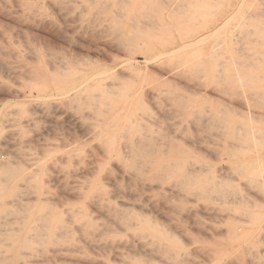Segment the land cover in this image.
<instances>
[{
  "label": "rangeland",
  "instance_id": "rangeland-1",
  "mask_svg": "<svg viewBox=\"0 0 264 264\" xmlns=\"http://www.w3.org/2000/svg\"><path fill=\"white\" fill-rule=\"evenodd\" d=\"M2 48L0 166L11 172L0 181V264H120L121 255H143L128 231L115 232L118 218L81 198L84 168L100 152V141L85 135L91 71L104 72L105 88L115 85L97 98L102 108L126 105L135 91L129 111L105 120L146 125L154 148L145 150L158 154L150 159L181 156L186 183L143 181L147 198L137 193L144 205L133 208L163 221L157 208L176 199L184 259L227 247V219L264 217V0H0ZM136 131L119 136L124 160L123 141ZM133 157L132 167L112 159L109 168L149 167ZM119 185L106 187L108 195L127 190ZM244 245L232 253L228 246L221 263L264 264V235Z\"/></svg>",
  "mask_w": 264,
  "mask_h": 264
},
{
  "label": "bare ground",
  "instance_id": "bare-ground-1",
  "mask_svg": "<svg viewBox=\"0 0 264 264\" xmlns=\"http://www.w3.org/2000/svg\"><path fill=\"white\" fill-rule=\"evenodd\" d=\"M3 40H1V41H3ZM0 51H1L0 53H5L4 51H7V50L6 49L3 50V48H2ZM5 55H7V53ZM36 55H38V54L36 53ZM129 64H132V63L129 62ZM91 72H92V74H90V76L88 77L89 79L86 80V82H85L86 87H84V88H88V86L91 87L94 84V89L89 90L87 95L85 96V98H87L89 101L86 108L88 109V114L93 119V122L89 124L85 135L88 139L91 138L94 140L96 138L100 141V147H99L100 149H98V150H100V152H97L94 155H91V159L89 160V162L86 164V166L84 168V175H85V176H83L84 181L82 180L83 181V183H81L82 187L80 185V189L82 190V194H81L82 197L81 198H83L84 200L88 199V201L95 203V206H96V203L99 204L100 209H102V211H101L102 213H103V211L104 212L106 211L105 213H107V214L110 213L113 216H115L116 218H118L116 220L117 224L115 223L116 224L115 228L117 230V231H115L116 233L118 232V230L120 232L122 230H124L125 232L128 231V233H130V236L133 239L136 238L138 240V242H136L134 244H136L135 247L137 248L138 252L139 251H141V253L143 252V255H138V256H136V255L130 256L129 254H127L126 256L121 255L120 264H225V263H221V261H224V260H222V257H226L227 255H225V254H228L229 250L232 249L233 251H230L232 253L240 245H242V244L244 245L245 243L247 244L248 242H251L252 240H254V238H256L259 235H264V225H263L264 217H262V216H254V217L248 216L245 220H237V221H235V220H229L228 221V219H227V223H230L232 225L229 227V229H226V232H228L230 230L229 232L231 234L227 235V233L225 232L226 233L225 236H227V238L229 237V239H230L229 241L231 243L230 244L229 241L226 242L227 247L230 246L229 250L225 246L224 247L227 249V251H225L226 250L225 248H219L218 246H217L218 248L212 247V248H207V249H204V247H203V249L198 248V250L197 249L192 250V253L194 254V256L191 260L184 259V256L186 255L187 252H186V250H184L185 244L183 242L184 239L182 241V237H183V234L187 232V230H186V232L184 231L185 228H183V226L181 225V221L177 217V215H178L177 211L179 212V210H180L179 204L175 203V202H177V200L176 199H175V201L164 200V204H165V202H168V208H165V207L163 208V210L166 209V210H164V212L162 211V209L157 208L158 214H161V215L163 214L162 216L160 215V217L164 219L163 221H159L158 219H156V217L153 218L150 215L143 214V212H141L142 207H140V208L138 207L140 210H137V211H136V209L133 208L134 203H139L140 205H144V203L142 202L143 199L142 198H141L142 200L140 198H139L140 200L136 199L135 196L137 197V195H139L141 197L144 196L145 198H147L146 193L144 194V192L146 191V188H144L143 185H145V183H147L146 181H148V180L153 182V181H158V179H159V181H161V179H162L161 182H164V180L168 181L170 179L173 183L175 182L177 188L180 184L184 183V182H182L183 175H182V169H181L182 168V161L180 158L181 156L179 154V156H177L175 158L163 159L162 156L159 155V156H156L154 159L152 157L150 159L149 156L151 153L147 154V151L145 150V148H146V146L149 149L152 148L153 143L151 146H149L147 144V141L149 138H145V136L148 137L147 136L148 134L145 135L146 131L148 132V129H144V128H146V125L144 128L143 127L141 128V126L138 125V127L141 130L139 128H137L138 129L137 130L138 132H137L136 129L132 130V128H134V127H132V128L130 126L129 127H126V126L120 127L118 123L117 124L115 123L114 119L113 120L110 119V121L105 120V115H108L109 113L116 112L115 110H117V109L120 111L123 110V112H124V110H125V112L129 111V110H126L125 106L126 105H127V107L131 106V105H128L127 103L129 101H131V97H132V95H135L134 94L135 91L132 92L133 93L132 95L125 94V96H126L125 98L130 99L129 101H126L127 99L125 100V102H127L126 105L123 104L121 107L109 106V107L102 108L101 106L97 105L96 101H98L99 97H102L103 95L106 96V95L110 94V90L113 89V87H115V85L112 83V85L110 87L105 88L102 84V81L99 79V77L104 72H101L98 70L95 71L94 73H93V71H91ZM110 78L112 79L113 76L111 75ZM91 83H93V84L91 85ZM46 84L47 83H45V85ZM47 85L46 86H44V85L39 86L38 85L40 88L39 90L41 92L47 91L45 89L46 87H48V89H49V86H47ZM70 85L72 86V84L69 82V84L66 87H68ZM61 87L64 88L63 85ZM56 89L57 88H55L54 91ZM133 90H134V88H133ZM77 91H78V89H77ZM80 92L81 91H79V93ZM96 93H98V95H96ZM63 94H64V92H63ZM75 97H78V96H75ZM85 101H86V99H85ZM127 109H129V108H127ZM127 113H129V112H127ZM123 116L124 117L126 116L125 113ZM132 116L134 117V115H132ZM129 118H130V115H129ZM134 118H132V120L128 121L127 123L132 125ZM116 119H117V117H116ZM118 120L120 122V119H118ZM102 121H103V123H101ZM137 123H138V121H137ZM137 123H136V125H137ZM140 125H143V124L140 123ZM134 126H135V124H134ZM167 128H169V127H167ZM142 129L145 131V133L141 132V131H143ZM139 130H140L141 134H140ZM131 131H136L137 133H134V137L139 136L140 138L138 137L139 139L135 140L134 137H132L133 132H131ZM125 132H127V135L129 132H130L129 135L132 133V136L131 137L128 136L127 138H125L126 140L123 141V142L127 143V146L125 148L127 150H129V152H130L129 155H125L126 159L124 160L123 156L117 152L118 151L117 145L119 143V136H121V134L124 135ZM94 136H95V138H94ZM128 138H130V139H128ZM142 138L144 139V141H145V139H147L145 144H144L145 147H144V145H142V143H143V141L141 140ZM153 142H154V140H153ZM148 148H146V149H148ZM155 148H156V151L158 152L157 147H155ZM142 150H145L146 153L144 152V154H141ZM150 150L152 151V149H150ZM141 155H143L142 157H144V161L147 160L146 164H145V162L142 163L143 165H148L149 164L148 161L150 162V164L148 165L149 167L146 168V170H145V168L143 170H141L142 172L146 171V172H144V174L142 172H140V169H142L144 166L142 168L139 167L138 170L136 169L137 172L135 171L134 174L129 173V172H128L129 174L128 173L126 174V171L122 170L123 168L120 169V167H116L114 170L109 168L112 159H117L119 162L121 161L120 164L122 163V166L132 167L133 165H131L132 163H131V161H129L130 160L129 157L134 156L133 157V160H134V158H136V156H138V159H139V156L141 157ZM145 155H148V157ZM151 155L155 156L158 154L155 153V155L154 154H151ZM148 159H150V160H148ZM134 161H137V159H135ZM117 165L118 164H115V166H117ZM134 166H135V164H134ZM10 172H11V169H9V167L6 166V164H5V166H0V181L2 180V177L5 173H10ZM168 177H171V178L168 179ZM150 179H152V180H150ZM143 181H145V183H142ZM119 182L125 186V188L123 186H121V187H123V190L124 189H127V190H124L123 192L122 191H119V192H112L111 191L110 192L111 195H108L109 191L108 192L106 191V187H108L110 185H112L114 187L115 184L119 185ZM141 184H143V185L141 186ZM120 185L117 187H120ZM36 186L37 185H35V187H32L33 191L30 188H28L27 191L29 193H26V194H30V193L32 194L34 192L36 193L37 189H38ZM141 187H143V188H141ZM34 188H37L36 191ZM143 189H145V190L142 192L141 190H143ZM183 189H184V187H183ZM1 190H2V188L0 186V191ZM79 193H81V191ZM126 193H129V194H127L128 200H127V197L125 196ZM137 193H139V194H137ZM142 194H144V195L142 196ZM130 195H131V197L133 196V198L135 200L130 199L129 198ZM161 195H162V197H161ZM159 197L161 200V198H164L165 196L163 194H159L158 198ZM124 198H125V200L128 201L127 203L130 202V204H127L126 201L124 203V200H121ZM20 199L25 200V198H21V197H20ZM145 200H147V199H145ZM126 206H128V208H126V209L122 208V207H126ZM85 213H87V212H85ZM93 213H96V212L93 211ZM175 213L177 215H175ZM112 215L108 214V216H112ZM166 215L175 216V217L171 216V218L168 220L169 224H167V219L165 217ZM84 217H86V216L84 215ZM88 222H89V220H88ZM172 222H173V226H169L172 224ZM230 224H227V226ZM110 225H111V223H110ZM110 227L108 229H110ZM103 229H104V226H103L102 230ZM90 230H94V227L91 225H88L87 231H90ZM89 234L90 233H88V235ZM99 235H100V233H99ZM224 243H225V241H224ZM208 244H209V242H208ZM250 247H252V246H250ZM121 251H122V249H121ZM121 251H120V253H122ZM192 253H190V254H192ZM228 257H229V254H228ZM252 262L253 261H251V263ZM114 264H118V263H114Z\"/></svg>",
  "mask_w": 264,
  "mask_h": 264
}]
</instances>
